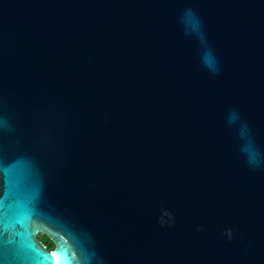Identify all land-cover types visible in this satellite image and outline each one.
Returning a JSON list of instances; mask_svg holds the SVG:
<instances>
[{
    "label": "water",
    "instance_id": "obj_1",
    "mask_svg": "<svg viewBox=\"0 0 264 264\" xmlns=\"http://www.w3.org/2000/svg\"><path fill=\"white\" fill-rule=\"evenodd\" d=\"M0 264H264V0H0Z\"/></svg>",
    "mask_w": 264,
    "mask_h": 264
},
{
    "label": "flooded vegetation",
    "instance_id": "obj_2",
    "mask_svg": "<svg viewBox=\"0 0 264 264\" xmlns=\"http://www.w3.org/2000/svg\"><path fill=\"white\" fill-rule=\"evenodd\" d=\"M42 237H40L39 238V240L46 246V248L48 249V250H50V251H52L53 249H54V244H53V247L51 248V245H49L48 243H46L45 241H44V235H41ZM48 238V237H47ZM48 240H49V238H48ZM50 241V240H49ZM48 241V242H49ZM51 242V241H50Z\"/></svg>",
    "mask_w": 264,
    "mask_h": 264
},
{
    "label": "trees",
    "instance_id": "obj_3",
    "mask_svg": "<svg viewBox=\"0 0 264 264\" xmlns=\"http://www.w3.org/2000/svg\"><path fill=\"white\" fill-rule=\"evenodd\" d=\"M44 241H45L46 243H48L49 245H51V248L53 247V243L50 242L46 236L44 237ZM48 241H49V242H48Z\"/></svg>",
    "mask_w": 264,
    "mask_h": 264
},
{
    "label": "rangeland",
    "instance_id": "obj_4",
    "mask_svg": "<svg viewBox=\"0 0 264 264\" xmlns=\"http://www.w3.org/2000/svg\"><path fill=\"white\" fill-rule=\"evenodd\" d=\"M42 237L41 235L39 236V238Z\"/></svg>",
    "mask_w": 264,
    "mask_h": 264
},
{
    "label": "snow or ice",
    "instance_id": "obj_5",
    "mask_svg": "<svg viewBox=\"0 0 264 264\" xmlns=\"http://www.w3.org/2000/svg\"><path fill=\"white\" fill-rule=\"evenodd\" d=\"M49 259H51V257H49Z\"/></svg>",
    "mask_w": 264,
    "mask_h": 264
}]
</instances>
